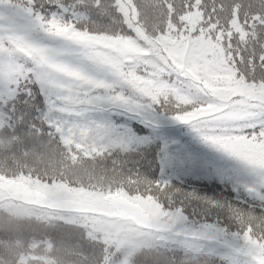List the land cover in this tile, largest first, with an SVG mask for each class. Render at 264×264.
<instances>
[{
  "label": "snow or ice",
  "instance_id": "6c2138e0",
  "mask_svg": "<svg viewBox=\"0 0 264 264\" xmlns=\"http://www.w3.org/2000/svg\"><path fill=\"white\" fill-rule=\"evenodd\" d=\"M253 7L240 0H180L170 19L144 38L131 28L121 33L151 53L131 62L88 35L117 34L103 20L116 23L113 13L126 18L118 0H0V109L10 113L16 131L40 129L110 154L124 145L107 129L52 122L47 112L85 116L108 109L141 121L155 113L158 122L187 125L207 148L236 158L264 180V0L257 14H246ZM34 87L44 93V107H35ZM21 91L33 107L23 103ZM143 182L159 205L153 220L163 230L154 246L182 239L176 234L186 217L167 205L168 183ZM208 209L217 222L242 224V259L264 264V209L233 217L219 200L208 202ZM196 244L174 252L173 264H198Z\"/></svg>",
  "mask_w": 264,
  "mask_h": 264
},
{
  "label": "trees",
  "instance_id": "16d2710c",
  "mask_svg": "<svg viewBox=\"0 0 264 264\" xmlns=\"http://www.w3.org/2000/svg\"><path fill=\"white\" fill-rule=\"evenodd\" d=\"M96 3L111 4L112 0ZM179 3L180 0H129L128 4L134 14L133 24L146 35L154 26L169 20ZM240 3L254 6L246 10L248 15L260 11V0ZM233 11L238 13L240 9ZM113 20L117 22L105 18L103 23L116 35H88L126 60L142 62L150 51L132 35L121 34L131 28L124 17L113 13ZM33 91L39 102L35 107H44V95L36 87ZM19 95L28 104V96L22 91ZM20 106L17 101L16 107ZM47 115L53 116L52 122L71 120L107 129L124 147L118 154H110L94 143L47 135L40 129L16 131L9 124L10 113L0 109L4 121L0 127V264H111L113 260L117 264H173L174 252L192 247L185 241L181 247L171 243L157 248L156 235L137 229L129 220L107 230L99 216L82 218L80 211L38 202L25 189L18 196L14 189H19L23 178L50 185L56 182L71 191L83 190L97 196L123 192L151 199L156 205L143 179L167 182L171 189L164 194L167 205L182 210L192 227L215 225L233 238L242 234L243 225L229 219L217 222L215 214L209 213L208 202L228 203L233 217L245 212L259 214L264 209V180L236 158L207 148L187 125L158 122L155 113L144 115L142 121L126 119L108 109H93L85 116L75 112L54 115L51 110ZM205 185L215 186L214 190L209 191ZM206 245L196 247L198 264H247L241 258L219 253L220 247L212 252Z\"/></svg>",
  "mask_w": 264,
  "mask_h": 264
},
{
  "label": "rangeland",
  "instance_id": "374dc122",
  "mask_svg": "<svg viewBox=\"0 0 264 264\" xmlns=\"http://www.w3.org/2000/svg\"><path fill=\"white\" fill-rule=\"evenodd\" d=\"M118 2L121 11L126 13L125 21L128 26L133 28L137 35L144 38L146 35L142 29L133 24L134 14L132 15V11H130L129 0H118ZM42 94L44 95V93ZM167 122L173 123L171 121ZM3 123L4 121L0 116V127ZM20 185L19 189H14L18 196H21L25 189L28 192H32V197L38 202H45L53 207L80 211L82 218H96L99 216V219L103 221L104 228L107 230L118 228V223L126 220L134 224L137 229L146 230L151 235H156L163 230L153 220L159 207L151 199L130 197L124 195L123 192H108L106 195L97 196L83 190L71 191L67 186L56 182L50 185L29 178H23L20 181ZM187 221L185 219L181 222L182 226L176 234L178 237L183 238L172 239L166 245L169 246L171 243H176V246L181 247L185 241H189V243L196 241V247L208 244L206 246L212 252H215L214 248L220 247L219 253L242 259L240 253V249L243 247L242 237L236 236L233 238L232 235H226V237L223 231L215 225H204L201 228H195ZM222 250H225L227 253ZM242 261L245 262V260Z\"/></svg>",
  "mask_w": 264,
  "mask_h": 264
}]
</instances>
